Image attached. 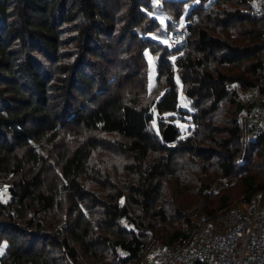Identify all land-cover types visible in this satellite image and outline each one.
Returning a JSON list of instances; mask_svg holds the SVG:
<instances>
[{
  "label": "trees",
  "instance_id": "trees-1",
  "mask_svg": "<svg viewBox=\"0 0 264 264\" xmlns=\"http://www.w3.org/2000/svg\"><path fill=\"white\" fill-rule=\"evenodd\" d=\"M148 1L0 0V264H137L152 241L182 235L194 195L210 197L214 167L241 193L217 206L202 198L209 216L264 190V155L254 152L264 138L238 162V91L255 85L263 65L264 4L195 0L191 34L170 50L142 37L162 26ZM164 2L171 35L184 1ZM153 46H162L153 93L163 94L148 104L144 52ZM176 79L192 112L181 108ZM154 113L189 115L193 130L167 144L169 124L159 120L155 133ZM105 146L118 167L90 170Z\"/></svg>",
  "mask_w": 264,
  "mask_h": 264
},
{
  "label": "built area",
  "instance_id": "built-area-1",
  "mask_svg": "<svg viewBox=\"0 0 264 264\" xmlns=\"http://www.w3.org/2000/svg\"><path fill=\"white\" fill-rule=\"evenodd\" d=\"M180 34L172 39L179 45L191 33ZM243 94L240 157L245 158L251 143L264 138V60L255 85ZM204 208L185 213L182 235L171 245L156 241L155 264H264V190L251 206L232 207L216 216Z\"/></svg>",
  "mask_w": 264,
  "mask_h": 264
},
{
  "label": "rangeland",
  "instance_id": "rangeland-1",
  "mask_svg": "<svg viewBox=\"0 0 264 264\" xmlns=\"http://www.w3.org/2000/svg\"><path fill=\"white\" fill-rule=\"evenodd\" d=\"M164 1L167 0H150L148 1L152 12H148L147 14L150 17H154L157 19L158 22H160L162 24L161 28L156 29L155 32L153 33H149V34H145L142 37L145 38H150L154 41H156L157 43H159L160 45H165L168 46V48H170V50H173L175 45H179L176 44L175 42H173V36L177 33V31L181 32L180 35H186V31L185 28L188 25V17L191 15V12L194 8L197 7V5H199L198 1L195 0H179V1H184V6H183V16L181 17V19L179 20V26L176 28L177 30L175 32H173L171 35L169 33V29L167 27V23H169V21H174V16L170 10V6L166 5ZM178 1V0H177ZM216 0H210V2L206 5V7H208L209 5H211V3L215 2ZM263 5L264 4V0H253V5ZM172 9V8H171ZM258 28L260 29V31H262L264 33V19H262V21L258 22ZM238 31V30H237ZM235 33V31H234ZM239 34V32H237V34L233 35V39ZM73 34L69 33L66 34L65 38H70ZM237 40H235V43L241 42L242 40H240V38H235ZM238 41V42H237ZM162 46H156L153 48L151 47L149 50H146L144 52V58H145V62H146V74L144 76V78L147 81V90H148V104L150 102H153V100H159V98L162 96L163 92L158 91L157 93H153V90L156 87V83H157V78H158V61L160 58V55L162 53ZM69 49H71V47H69ZM152 49L153 51H155L156 53H152ZM178 55H181V53H178L176 55H172L170 57V59L172 61H174L176 59V57ZM261 59L264 60V51L261 55ZM118 69V67L114 68V72ZM234 71L233 73H237V69H233ZM177 71V69L175 68V72ZM177 80L178 83V88H179V103L181 105V108L183 110H186L188 112H192V108L190 107L189 103L187 102V100L185 99L184 93H183V87L180 84L179 80ZM239 95H242L243 97L239 98L240 102L243 103V99L245 98L244 96V91H238ZM243 113V111H241ZM159 120H162L168 124H172L174 127H176L179 131V135L181 136V138H185L187 136H189L191 134V131L193 130V125L191 123V117L189 115H180V114H176V113H167L164 115H157V113H154V120L152 121V129L155 133H157L158 135H160V131H159ZM104 140L107 141H113V139L115 137L110 136V135H103L102 136ZM112 146H105L102 147L101 149L99 148V150L97 152L94 153V159L95 162L92 163L91 161V166H90V170H95L96 167L98 166H102L105 168V170L107 169L110 170L113 167H118L119 165V157L117 156L115 149L111 148ZM53 147L51 146L50 150H54L56 146H54V149H52ZM256 152L257 153V159L260 156L264 155V145L261 146H257L256 147ZM241 151H242V141H241ZM250 151V149H249ZM248 151V152H249ZM49 148L46 147V150L44 151L45 155L46 153L49 154ZM248 152L245 156L248 155ZM241 154V152H240ZM244 156V157H245ZM246 158V157H245ZM245 158L243 157H238V162L242 163L245 161ZM52 163V162H51ZM50 162H48V175L53 176L54 173H56L57 171V164L54 161L53 164H51ZM98 165V166H97ZM216 168L214 167V180H210V183L208 184V189L206 191V195H209L210 197L207 199V196L202 195V194H198V195H194L197 199V204L190 208L193 209L195 207H198L199 205H203L205 206L206 203L204 202V200L202 198H205L207 200H209V203L211 201H214V206H217L220 204L219 202V198L221 196H228L229 198L234 195L235 193L240 194L241 192V187L239 184V180L238 179H223L221 177H219L217 175V172L215 170ZM209 174L212 175V173L209 172ZM51 179V178H50ZM2 193L4 195V200H6L8 197V190L6 188H4L2 190ZM259 193L256 194L255 198H253V203L256 200V197ZM201 199V200H200ZM252 203V204H253ZM252 204H245L243 202H241L240 200H230L227 205H230L231 207H241V206H251ZM155 244L156 241H152L149 245L148 248L145 250V252L143 253L140 261L137 264H155ZM6 249V244L3 243L0 246V255L1 253H3ZM111 255V252H110Z\"/></svg>",
  "mask_w": 264,
  "mask_h": 264
},
{
  "label": "water",
  "instance_id": "water-1",
  "mask_svg": "<svg viewBox=\"0 0 264 264\" xmlns=\"http://www.w3.org/2000/svg\"><path fill=\"white\" fill-rule=\"evenodd\" d=\"M163 140L167 144H172L177 141L178 137V129L174 127L172 124H169L163 132Z\"/></svg>",
  "mask_w": 264,
  "mask_h": 264
}]
</instances>
